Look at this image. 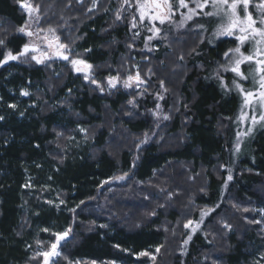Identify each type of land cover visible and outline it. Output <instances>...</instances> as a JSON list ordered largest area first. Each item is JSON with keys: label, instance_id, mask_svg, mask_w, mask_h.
I'll use <instances>...</instances> for the list:
<instances>
[{"label": "trees", "instance_id": "obj_1", "mask_svg": "<svg viewBox=\"0 0 264 264\" xmlns=\"http://www.w3.org/2000/svg\"><path fill=\"white\" fill-rule=\"evenodd\" d=\"M26 1L98 79L130 57L128 29L111 27L108 13L86 14L78 0ZM26 22L18 0H0V60L23 50ZM192 34L141 64L155 88L163 82L172 118L140 150L155 127L152 97L135 112L130 95L102 96L67 69L39 65L31 51L0 66V264H43L37 254L64 232L55 264H264V127L236 151L240 97L209 77L234 43L210 48ZM203 210L213 213L184 247L185 224Z\"/></svg>", "mask_w": 264, "mask_h": 264}, {"label": "rangeland", "instance_id": "obj_2", "mask_svg": "<svg viewBox=\"0 0 264 264\" xmlns=\"http://www.w3.org/2000/svg\"><path fill=\"white\" fill-rule=\"evenodd\" d=\"M29 3L28 1H26ZM114 2V3H113ZM103 0H96V6L93 8V0H82V2H77L79 7H81L83 10L86 9V14L91 13H99V11L102 10L104 13H108L110 16H112L113 23L111 24V27L116 26H125L128 29V46L127 49L129 51L128 58H124L122 61V66L119 68V70H115V75L112 74L111 76H107L106 79H98L97 75V68L92 67L90 70V76L92 79H95L99 82L100 86L104 88V91L101 92L100 89L97 87L96 84L91 83V79L85 80L84 79V73L83 72H76L72 68V65L63 59H61L58 56L54 55L55 52V43L56 37L59 38L58 43H63L61 36H59V32L57 28L51 27V29H54L55 32H49L48 29L41 28V18L36 19L37 14H33V18L29 20L28 18V12L26 9H23L27 16V29L26 31L32 32V36H28L25 33H21L18 31V34L22 35L26 41L27 44L31 45L32 47H37L38 50L36 52H33L35 56L43 60V63H38L39 65H42L43 67L47 68L48 70L55 69H61L64 68L67 69L69 72H71L74 76H79L82 78L83 82L90 87L92 91L98 92L102 96H113L117 93H123L130 95L131 99L130 101H134L133 103H130L131 110H134L135 112H138L137 109L139 108V100L145 98V97H152L155 105L152 107L149 111V114L152 117L153 123L155 125L153 132L149 133L148 135H145L143 138V141L146 139L147 142H150L152 140H155L158 135H160L161 129L166 125V123L171 121L172 113L170 110L166 107V91L167 89L162 84L158 86V88H155V84L152 79V72L148 70L146 73L143 74V71L141 72V64L143 62L149 61L153 56H155L157 53H159L163 48L168 49V51L171 50V46L175 48L178 43L183 42L185 37L187 35H193L192 33H200V44L206 45L207 47H215L219 42L221 41H232L234 43L235 47H241V51L245 52L246 50L248 52L252 49V44L250 42H245L243 45L240 44V41L235 38V36H220V37H214L213 33L216 30V27L219 23V20L216 17H209L205 16L203 14H199L194 16L191 20H184V17L181 15V12H183L185 15L187 14V9H179L176 11L175 15L171 17L170 20H166L164 24H160L159 21H150L148 18H145L143 22L139 20V12L138 9L135 6L129 7V5L124 4L123 0H111L108 1L107 5L101 9ZM113 3V4H112ZM131 3L134 5L135 0H131ZM173 8L175 9L177 7V0H172ZM112 4V5H111ZM189 7H194V4L189 3ZM89 9H92L89 11ZM204 11H209V9H204ZM250 11H253V9L250 8ZM121 16V19H117V14ZM39 16V15H38ZM255 16V12H254ZM133 17L136 18V27H132V21ZM67 25V24H66ZM203 25V27H201ZM159 28L160 32L157 34L155 33L153 28ZM138 33V34H137ZM198 35V34H195ZM151 37V39H149ZM49 42H52L53 47H49ZM232 43V44H233ZM65 44V43H63ZM234 47V48H235ZM176 49H174L175 51ZM72 52V50H71ZM228 52V51H227ZM42 53H47L51 56V59L46 58L42 55ZM225 53V52H224ZM72 57L70 58H81V55H77L75 52H72ZM245 54H247L245 52ZM140 57V58H139ZM148 57H151L148 59ZM229 57H231V53H229ZM132 58V61L136 62L133 67L132 63H130V59ZM141 60H138V59ZM84 60V59H83ZM13 61V60H12ZM36 61V60H35ZM37 62V61H36ZM225 58L224 54L222 55L221 62L219 65L216 66V68L209 73V77L211 79H218L217 78V70L219 69V74L222 77H225L227 75H230L227 78V81H232L233 79H236L238 82H240L245 89H251L253 88V84L251 79L246 81L239 80L238 77H235V74L232 72H224L221 68V65L225 64ZM8 64V63H7ZM3 64V65H7ZM216 65V64H215ZM242 71L245 72V74L248 73L250 70V65L244 64L241 66ZM139 73L141 80L143 83H140L139 86H137V82L133 80L130 87L125 88L123 86V82L127 79L129 75L135 76L136 73ZM109 77H119V81L116 83V87L112 88L108 85L107 81ZM221 81L220 79H218ZM232 82L227 89V94L229 95H235L237 94L240 97V105L238 107L235 119H234V126H235V148L237 147V143H239V151L242 148H245L249 143L251 138L253 137L256 130L264 127V122H258L254 127L251 124V120L248 119L246 121H242L240 119V114L242 110V103L243 98L238 90H236L232 86ZM222 87V86H221ZM223 88V87H222ZM225 89V88H223ZM233 91V92H231ZM162 97V98H161ZM248 113V116L251 117L252 115H256L257 119L259 118V110H257L256 113H252L248 109H244ZM134 114V113H133ZM132 114V115H133ZM127 115V116H132ZM164 117H168L165 119ZM252 128V131L250 134H245L248 132V129ZM82 128H79L81 136L87 135L86 131H81ZM142 139V138H141ZM141 139H138V141H142ZM138 142V143H139ZM142 143L140 142L139 145H136L138 147L137 149L140 150L142 147L147 145L148 143ZM238 151V152H239ZM229 169V168H228ZM31 170H26V183L24 186V189H31L33 187V176L30 173ZM228 172L231 173V175H234V172H232L230 169ZM121 177V176H120ZM126 181V176H124V179H114L110 183L112 185L115 184H122ZM130 198V197H129ZM128 198V200H130ZM132 203H135V200H130ZM205 213L203 220H201V213ZM213 213V210H203L199 213L197 220H194L193 225L186 228L189 235L192 236L198 234L201 232V229L205 225L206 221L209 219L211 214ZM196 222H199V227L196 229V231L193 233L191 231L192 227H195ZM190 240L187 239V243H184V247L188 245V242ZM58 245V244H57ZM185 253V251H182V255Z\"/></svg>", "mask_w": 264, "mask_h": 264}, {"label": "snow or ice", "instance_id": "obj_3", "mask_svg": "<svg viewBox=\"0 0 264 264\" xmlns=\"http://www.w3.org/2000/svg\"><path fill=\"white\" fill-rule=\"evenodd\" d=\"M20 7L26 9L28 12V18L31 20L33 14L39 13V5L33 6L30 3L22 2L18 0ZM82 2V0H78ZM124 4L129 5V7L135 6L139 12V20L143 22L145 18H148L150 21H159L160 24H164L166 20H170L176 11L179 9H187V14L185 15L181 12V15L184 17V20H191L194 16L203 14L209 17H216L219 20V23L216 27L215 32L213 33L214 37L220 36H235L237 40L240 41V44L243 45L246 41L252 44V49L250 52L245 54L241 51V47H235L230 49L228 52L224 53V58L226 63L221 65V68L224 72H232L235 74V77H238L241 81H246L251 79L253 88L245 89V87L238 82L236 79H233L232 86L239 91L243 98L242 110L240 114V119L246 121L251 120L253 127L258 122H264V0H177V7L173 8L172 0H135V4L131 3V0H123ZM189 3L194 4V7H189ZM96 6V0H93V8ZM250 8L253 11H250ZM204 9H209V11H204ZM92 9H89L91 11ZM255 12V16H254ZM36 19H39V16H36ZM117 19H121L119 13L117 14ZM136 18L133 17L132 27L135 28ZM203 27V25H201ZM27 24L18 29L19 32L25 33L28 36H32V32L26 31ZM152 30L155 33H159V28H153ZM49 32L54 33L55 30L49 28ZM138 34V33H137ZM57 43H55V52L54 55L60 57L61 59L68 61L74 71L80 73L83 72L84 79H91V83L96 84L101 92L104 91V88L100 86L99 82L95 79H92L90 76V70L92 65L86 62L81 58H70L72 57V52L70 46L63 43H58L59 38H55ZM151 39V37L149 38ZM4 41L0 40V45H3ZM49 47H53L52 42H49ZM36 52L37 49L32 47L29 44L23 46V50L18 54H13L11 51H8L3 55V59L0 60V66L7 64L10 60H18L21 56H25L29 52ZM90 51V49H88ZM231 53V57H229ZM48 59H51V56L47 53H42ZM31 59L36 60L37 63H43V60L37 56H31ZM182 59V57H181ZM250 65V70L247 74L242 71V65ZM217 78L221 80V86L225 89H228V85L223 81V77L219 74V69L217 70ZM133 80L137 82V86L143 81L140 78L139 73L137 72L135 76L129 75L127 79L123 82L125 88L130 87ZM119 81V77H109L108 85L112 88L116 87V83ZM163 85V82H161ZM22 95H28L27 91L22 92ZM162 98V97H161ZM134 104V101H130ZM10 107H15V105H10ZM248 109L252 113H256L259 110V118L257 119L256 115L248 116V113L244 111ZM167 119L168 117H164ZM3 117H0L2 120ZM81 131H85L81 129ZM252 128L248 129V132L245 134H250ZM145 139L142 143H146ZM236 151H239V143H237ZM127 174H125L126 176ZM117 179H124V176L117 177ZM227 179L232 180V175L229 172ZM244 211H249L245 208ZM264 213V209L260 210ZM155 213H153L154 215ZM205 213H201V220H203ZM252 223H260L259 220L250 221ZM193 221L189 220L185 227L188 228L193 225ZM199 222H196L195 227L191 228V231L194 233L199 227ZM103 227V225H102ZM225 228H230L228 224L224 225ZM47 231V229H45ZM70 231V229H68ZM56 235V241L53 242L48 250L40 251L37 256L43 258V264H55L54 257L60 256V252L57 251V244L60 240L64 239L67 235V232L54 234ZM188 240H191V235H189ZM187 241H185V244ZM159 252V248L156 249ZM139 255L146 256L149 255L147 252H141ZM154 259V257H153Z\"/></svg>", "mask_w": 264, "mask_h": 264}, {"label": "water", "instance_id": "obj_4", "mask_svg": "<svg viewBox=\"0 0 264 264\" xmlns=\"http://www.w3.org/2000/svg\"><path fill=\"white\" fill-rule=\"evenodd\" d=\"M37 50H38V48L37 47H35ZM54 259V258H53Z\"/></svg>", "mask_w": 264, "mask_h": 264}]
</instances>
